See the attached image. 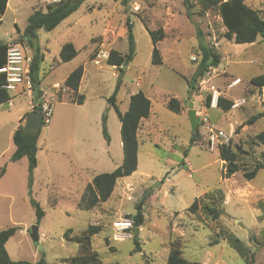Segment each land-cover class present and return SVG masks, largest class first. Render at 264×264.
<instances>
[{
  "label": "rangeland",
  "instance_id": "374dc122",
  "mask_svg": "<svg viewBox=\"0 0 264 264\" xmlns=\"http://www.w3.org/2000/svg\"><path fill=\"white\" fill-rule=\"evenodd\" d=\"M59 1L9 0L0 22V40H9L16 26L23 31L34 10H45ZM189 1L194 8L186 6L185 0H86L54 30L39 31L38 45L45 56L40 80L53 113L50 123L40 128L38 166L31 186L27 158L12 161L16 149L12 132L19 116L29 113L27 98L19 96L12 104L0 105V231L18 228L6 244L12 261L71 264L79 247L68 238L98 225L102 231L93 237L92 247L104 264H167L172 242L181 244L183 257L190 262L264 264V210L259 206L264 202V169L253 180L244 177L245 171L264 163V144L256 139L264 132V118L246 125L264 110V89L250 83L264 73V41L258 38L254 44H237L227 39L219 10L199 13L198 0ZM245 3L264 16V0ZM129 25L136 53L120 84L122 71L109 66L106 58L113 50L127 54ZM159 29L165 37L156 46L162 64L155 66L149 32ZM201 40L221 55V62L191 90L189 84L201 60ZM69 43L77 56L63 63L60 51ZM20 46L32 59L35 50ZM80 66L84 78L79 94L84 103L74 105L69 103L74 96L64 83ZM116 91L122 113L128 109L123 99L134 91L147 95L151 113L140 130L137 170L117 181L107 202L88 211L80 202L89 183L123 163L120 121L115 107L108 108L107 103ZM216 92L218 98L234 101L230 112L219 110L216 102L211 107ZM172 97L182 103L181 114L168 109ZM190 101L203 117L208 116L214 130L230 138L229 146L239 151V173L228 179L224 176L225 161L217 150L209 149L208 130L198 117L199 134L192 143L187 115ZM100 112L107 117L110 147ZM102 149L108 154H102ZM216 190L225 196L221 217L212 219L203 207L196 214L188 211L195 200ZM32 199L45 212L40 221ZM139 212L144 216L138 237L141 252L133 237L116 240L113 229L117 219ZM33 226L39 227L37 243L30 236ZM68 231L74 234L66 235ZM129 232L134 236V230ZM230 237H237L247 247L245 257L232 247Z\"/></svg>",
  "mask_w": 264,
  "mask_h": 264
},
{
  "label": "trees",
  "instance_id": "16d2710c",
  "mask_svg": "<svg viewBox=\"0 0 264 264\" xmlns=\"http://www.w3.org/2000/svg\"><path fill=\"white\" fill-rule=\"evenodd\" d=\"M9 0H0V19L4 16ZM86 0H61L46 6L45 10L36 9L29 16L27 26L23 31V35L18 42L21 45L28 46L35 50L32 56L31 63V78L34 85V110L38 111L37 105L40 103L42 91L40 90L41 80L40 71L41 64L44 61V54L41 52L38 45L39 31H52L57 28L64 20L75 13ZM186 6L194 8L189 0H185ZM196 8L199 13H206L210 10L218 9L223 20V24L227 29L225 37L233 40L237 44H254L258 38L264 41V16L257 10L249 7L245 0H198ZM152 42L154 44V51L152 54V64L155 66L161 65L162 60L159 55V50L156 47L161 42L165 35L163 29L149 32ZM202 37V34H200ZM25 37H28L26 40ZM128 38V52L126 55H121L117 51H111L107 59L109 66H117L121 71L123 67H127L135 57V39L133 34V27L129 25L127 28ZM203 39V38H202ZM8 46L0 42V69L6 63ZM199 51L201 53V60L197 67L196 73L192 78L189 86L191 90H195V83L202 79L212 67L219 66L221 62V55L218 54L212 47H210L204 40H201ZM77 56V51L74 45L65 44L60 51V60L63 63L72 61ZM84 75V67L80 66L74 70L66 79L64 85L73 92L74 98L72 103L82 105L84 97L78 94L80 83ZM251 85L261 90L264 89V73L256 75L250 81ZM6 84V76L0 73V105L10 102L19 92H9L3 89ZM121 84V83H120ZM117 91L110 97L109 102L115 107L119 120L121 122V139L123 144V163L112 173H104L94 177L93 182L88 185L85 193L81 199L80 207L85 210H92L97 206L105 203L114 192L117 181L121 178L132 175L138 167V150L140 140L138 132L142 120L150 117L151 101L143 91H139L130 99L129 108L127 112L122 113L117 104ZM211 96L207 97V104L210 105ZM234 106V101L228 100L224 97L218 99L217 107L224 113H228ZM167 107L170 111L181 114L183 111L182 103L176 98H170L167 102ZM260 118H264V110L252 116L246 125H253ZM107 117L103 116V135L110 143V137L107 129ZM44 124V123H43ZM199 127L193 134L192 143H195L199 134ZM40 130L38 132H27L24 126H20L15 130L12 140L16 146V150L12 155V161L17 162L23 158H27L29 165L30 186L33 181V172L38 166L37 152L38 139ZM256 139L264 144V132L257 135ZM240 150V148H239ZM219 157L225 161L224 176L228 179L240 172L239 166V151L233 150L230 146L219 148ZM264 169V163H257L255 167L247 172H244V177L247 180H253L260 170ZM5 170L3 169L2 172ZM31 194V192H30ZM225 196L221 190L206 194L203 198L195 200V202L188 208L191 214H196L200 208H204L206 213L216 220L224 214L222 205ZM207 202V203H206ZM36 211L38 221L44 216L45 212L40 207L39 203L32 199L31 201ZM203 204V206H202ZM260 208L264 210V202L259 204ZM133 219L135 228H140L144 224V216L142 212L137 215L128 216ZM17 227H10L0 231V264H24L25 262H14L10 259L6 250V244L17 233ZM102 231V227L98 225H90L81 235H75L73 231H68L67 234H74L68 238V241H74L78 244V255L71 259V264H104L99 254L92 247V239L94 236ZM133 239L136 242L137 251L141 252V247L138 242V237ZM229 241L232 247L243 257L246 255L247 247L237 237H230ZM40 264H45L42 260ZM118 264V263H113ZM167 264H202L198 262L187 261L182 254L181 244L178 242L171 243V251L169 253Z\"/></svg>",
  "mask_w": 264,
  "mask_h": 264
},
{
  "label": "built area",
  "instance_id": "2783aa9c",
  "mask_svg": "<svg viewBox=\"0 0 264 264\" xmlns=\"http://www.w3.org/2000/svg\"><path fill=\"white\" fill-rule=\"evenodd\" d=\"M217 46V43H216ZM101 57H105V54L102 53ZM100 57V58H101ZM108 59V58H106ZM31 63L32 59L26 52L22 50L20 45L12 44L8 47L7 57L5 65L0 69V73H4L6 76V84L3 85V89L9 92H18L20 90H25L29 93H32L34 90L33 81L31 78ZM96 64H99L96 61ZM218 94L215 93L212 108L215 103V106L218 103ZM35 102L32 101V107L34 109ZM39 112L43 115V123L49 124L52 117L53 109L51 103L46 99V95L41 96L40 103L37 105ZM198 118H201L202 124L206 126L208 130V146L212 152H215L219 148L229 146L230 138L225 135L222 131L214 130L210 123L208 116L203 117L202 113L196 111ZM134 221L131 218L121 217L113 223V229L116 232L115 239L123 240L127 238H132L133 235L129 232L134 230Z\"/></svg>",
  "mask_w": 264,
  "mask_h": 264
},
{
  "label": "crops",
  "instance_id": "0c3cea01",
  "mask_svg": "<svg viewBox=\"0 0 264 264\" xmlns=\"http://www.w3.org/2000/svg\"><path fill=\"white\" fill-rule=\"evenodd\" d=\"M8 4H9V1H8ZM8 4H7V8H8ZM6 11H7V9H6ZM6 13V12H5ZM5 15V14H4ZM4 17V16H3ZM2 17V18H3ZM2 18L0 19V22H2L1 20H2ZM24 31V30H23ZM23 31L22 30H20V28L19 27H17L16 26V32L14 33H12L11 34V37H10V39L9 40H7V41H2V40H0V42L1 43H5V44H7V46L9 47L10 45H12V44H16V45H21V44H19V42L17 41V42H15L14 40L19 36V35H23ZM26 48H28V46H26ZM26 52V51H25ZM26 55H27V52H26ZM45 62V56H44V61H43V63ZM42 63V64H43ZM42 64H41V66H42ZM52 68H54V64H53V66H52ZM124 77V76H123ZM83 78H84V75H83ZM83 78H82V80H83ZM66 81V80H65ZM122 81H123V79H122ZM81 83H82V81H81ZM81 83H80V87H81ZM54 85H56V83H54L51 87H53ZM68 89V88H67ZM40 90L42 91V95L43 94H46L45 92H46V90L43 88V86H42V84L40 85ZM69 90V89H68ZM79 90H80V88H79ZM69 92H70V90H69ZM139 91H134V92H129V94L127 93V96L123 99V101H125V102H127L128 103V108H129V103H130V99H131V97L133 96V95H135L136 93H138ZM70 94H73V92L71 91V93H69V95ZM78 94H79V91H78ZM80 95V94H79ZM19 96H22V97H25V98H27V101H26V104H27V106H28V111H29V113L31 112V111H33L34 109H33V107H32V101H34V92H32V93H29V92H27V91H25V90H20L17 94H16V96L14 97V98H17V97H19ZM13 98V99H14ZM12 99V100H13ZM11 100V101H12ZM11 101L10 102H8V103H10V104H12L11 103ZM35 102V101H34ZM120 101L118 100V95H117V101H116V104H117V106H118V103H119ZM69 103H72V102H69ZM107 103H108V108H110L112 105L110 104V102H109V100H107ZM72 104H74V105H77V104H75V103H72ZM119 108V107H118ZM21 109L22 108H19L18 109V111L19 112H21ZM128 110V109H127ZM127 112V111H126ZM125 113V112H124ZM27 115H28V113L26 114V115H20L19 116V119H20V122H19V124H18V126H17V128H15V130L16 129H18L20 126H24V123L26 122V117H27ZM99 115L103 118V116H104V112H100L99 113ZM119 118V117H118ZM148 119V118H147ZM145 120V119H144ZM144 120H142V122H141V125H140V129H139V132H138V137H139V140H140V130H141V127H142V123H143V121ZM120 121V120H119ZM15 130H13V132H12V135L14 134V132H15ZM118 131H119V134H120V137H121V122H120V127H119V129H118ZM13 137V136H12ZM121 141H120V146H121V148L123 149V144H122V139H120ZM108 144V146L110 147V144H111V142L110 143H107ZM140 146V145H139ZM16 147V146H15ZM39 148V147H38ZM16 150V149H15ZM39 150V149H38ZM104 152H107V154H108V151H105V150H103L102 149V154L104 153ZM83 167H87V165L86 166H83ZM83 169V168H82ZM93 182V180L89 183V184H91Z\"/></svg>",
  "mask_w": 264,
  "mask_h": 264
},
{
  "label": "water",
  "instance_id": "95a60500",
  "mask_svg": "<svg viewBox=\"0 0 264 264\" xmlns=\"http://www.w3.org/2000/svg\"><path fill=\"white\" fill-rule=\"evenodd\" d=\"M27 40L28 37H25ZM127 69V67H123V71L121 72L119 76V83L122 82L124 72ZM191 127H192V132L193 134L196 132L197 127H198V121H197V114H196V109L193 101L189 102V110L187 112ZM43 125V115L41 112L33 110L30 113H28L26 117V122L24 126V130L27 132H38L40 128ZM135 237H139L140 234V229L135 228ZM30 236L31 239L34 243L39 242L40 240V235H39V227L38 226H33L30 230Z\"/></svg>",
  "mask_w": 264,
  "mask_h": 264
}]
</instances>
